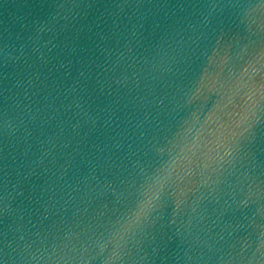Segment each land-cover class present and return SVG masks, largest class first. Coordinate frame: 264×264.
I'll list each match as a JSON object with an SVG mask.
<instances>
[{
  "label": "water",
  "instance_id": "95a60500",
  "mask_svg": "<svg viewBox=\"0 0 264 264\" xmlns=\"http://www.w3.org/2000/svg\"><path fill=\"white\" fill-rule=\"evenodd\" d=\"M0 264H264V0H0Z\"/></svg>",
  "mask_w": 264,
  "mask_h": 264
}]
</instances>
